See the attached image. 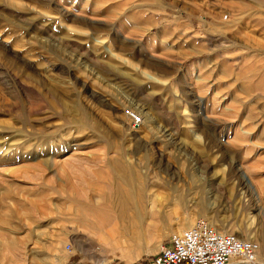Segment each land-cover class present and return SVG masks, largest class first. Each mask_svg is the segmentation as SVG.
I'll return each instance as SVG.
<instances>
[{
	"label": "rangeland",
	"instance_id": "rangeland-1",
	"mask_svg": "<svg viewBox=\"0 0 264 264\" xmlns=\"http://www.w3.org/2000/svg\"><path fill=\"white\" fill-rule=\"evenodd\" d=\"M123 173L141 235L82 230ZM196 217L264 261V0H0V264H141Z\"/></svg>",
	"mask_w": 264,
	"mask_h": 264
},
{
	"label": "built area",
	"instance_id": "built-area-1",
	"mask_svg": "<svg viewBox=\"0 0 264 264\" xmlns=\"http://www.w3.org/2000/svg\"><path fill=\"white\" fill-rule=\"evenodd\" d=\"M132 127L141 123L135 111L128 112ZM254 239L239 238L217 230L206 219L196 217L188 226L171 232L156 253L141 264H264Z\"/></svg>",
	"mask_w": 264,
	"mask_h": 264
},
{
	"label": "bare ground",
	"instance_id": "bare-ground-1",
	"mask_svg": "<svg viewBox=\"0 0 264 264\" xmlns=\"http://www.w3.org/2000/svg\"><path fill=\"white\" fill-rule=\"evenodd\" d=\"M239 175L244 180L243 182L250 186L245 175L242 172H239ZM120 179L127 187L122 190L114 189L111 192H104L105 202L89 200L74 203V223H77L82 230L93 234L125 236L128 239L132 236H140L142 223L147 214L142 197L143 190L138 189L135 194L133 193L136 189L132 191V188L128 186L131 179L127 173H123Z\"/></svg>",
	"mask_w": 264,
	"mask_h": 264
}]
</instances>
